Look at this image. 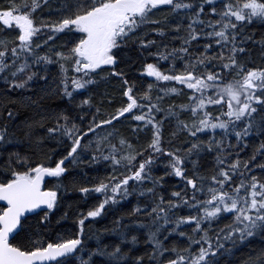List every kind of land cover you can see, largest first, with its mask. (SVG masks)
I'll return each instance as SVG.
<instances>
[{
    "label": "snow or ice",
    "instance_id": "snow-or-ice-1",
    "mask_svg": "<svg viewBox=\"0 0 264 264\" xmlns=\"http://www.w3.org/2000/svg\"><path fill=\"white\" fill-rule=\"evenodd\" d=\"M45 9L47 16L37 18L38 10ZM257 21L264 23V0H8L0 6V29L16 33L14 39L0 36V157L8 153L0 163V264H222L221 257L239 246L258 237L264 243V66L250 67L255 61L248 47L249 41L258 45L264 61V35L255 40L247 31ZM170 32L177 34L173 38L181 41L179 47L152 38ZM57 34L70 40L56 46ZM201 39L206 41L202 46ZM193 42L202 50L190 51ZM129 43L142 56L156 58L142 65L143 73L155 79L141 91H134L135 82L120 67L121 51ZM160 61H169L168 68H161ZM53 64L58 72L50 79L48 66ZM109 77L122 81L127 102L100 118L102 109L91 94L78 102L75 97ZM161 81L181 87L160 88ZM171 94L186 95L187 102L165 105ZM46 97L75 103L80 123L66 107L42 105ZM19 106L32 109L23 121H17ZM181 113L187 118L181 119ZM125 114L141 122L137 129L151 132L145 147L137 149L119 135L113 121ZM169 118L176 121L172 136L188 137L186 147L165 146L162 129ZM37 128L44 135H35ZM64 138L70 144L57 153ZM250 139L259 142L242 158ZM26 141L37 159L8 152L10 145ZM45 141L55 146L45 151ZM208 154L214 163L204 169ZM161 157L166 158L165 171L154 176ZM66 161L74 167L101 161L109 165L107 176L91 188H79L85 196L95 192L103 199L78 213L75 232L37 239L30 221L39 218L35 223L45 228L51 223L58 193L65 188ZM169 175L180 178L183 187L166 198L158 189ZM46 178L55 183L46 186ZM134 193L147 194L151 202L138 203L126 216L145 219L124 223L120 216L111 228L86 233V221ZM185 207L188 214H179ZM106 236L115 239L105 242ZM173 236L186 244H166ZM140 245L145 246L142 252ZM245 264H264V248Z\"/></svg>",
    "mask_w": 264,
    "mask_h": 264
},
{
    "label": "trees",
    "instance_id": "trees-1",
    "mask_svg": "<svg viewBox=\"0 0 264 264\" xmlns=\"http://www.w3.org/2000/svg\"><path fill=\"white\" fill-rule=\"evenodd\" d=\"M16 3H20L21 0H15ZM8 5V0H0V6L6 7ZM48 10L45 9L43 13H40L39 10L37 12V18L40 17V15L47 16ZM157 15H160L159 13ZM215 17H213L214 19ZM172 18L170 17V20ZM185 24H187V19H185ZM247 31L253 34V37L255 40H259L262 35H264V23H261L259 21L254 22L252 25H249L247 28ZM183 32V29H181V33ZM16 33L11 30L6 29H0V36H6L10 39L15 38ZM177 34L175 32H170L169 35H166L165 37L161 38L158 36H155L153 34L152 38L157 39L158 41H162L163 43H166L169 45V47H179L181 41L176 38L174 39ZM43 38L46 39V36ZM70 38H67V36L63 34H57L55 39V45L59 46L61 44L66 43ZM52 41H49V45H52ZM206 41L204 39H201L199 41V44L202 46ZM248 47L252 49L253 52V60L255 61L254 65L251 66H257L261 67L264 66V61H261L259 53L260 48L258 45H253L252 41H249ZM48 48V45L42 49V51H46ZM201 47H197V42H193V47L190 49V51H201ZM155 51V48L153 49ZM121 55L124 58V63L120 65L121 69L125 72L126 76L128 77L130 83L135 82V90L134 91H141L143 90L147 83H153L155 78L153 77H147L146 74L143 73L142 65L145 62H155L156 58L152 56H147L144 54L142 56L139 48L137 45L129 43L126 47H124L121 51ZM177 67H180L181 62L177 61ZM159 66L163 69L168 68L169 61H160ZM49 78H53L57 75L58 72V65H49ZM172 86H178L175 82H166L162 83L159 82V87H172ZM2 87V86H0ZM81 95H77L75 97L76 102L79 100L85 98L89 94L92 95L94 103L99 105V107L102 109L100 113V118H107L105 113H112L117 108L123 106L127 102V98L122 95L123 92V85L122 81L119 78L115 77H109L106 80L100 81L96 85H90L87 90H79ZM160 95H163V93H159ZM102 101V102H101ZM175 102L176 104L180 103H186L187 97L186 95H176L171 94L169 96H165L164 98V104L167 105L169 103ZM45 107H50L52 109H58L61 107H66L68 110V114L73 117V119L76 120V123H80V120L77 119V115L81 112V109L76 108L75 103L69 105L68 101L61 100L56 97L51 98H45L41 100L40 102ZM18 111L21 113L20 116L17 117V121H23L25 116L32 114V109H29L24 106H19ZM84 111H88L87 108L84 109ZM95 112V108L91 109L89 114L85 116V122L90 118V115ZM38 118V117H37ZM181 119H186L187 116L185 113H181ZM141 122L135 121L132 119V117L129 114H125L124 117H120L119 121H113V125L116 129H118L119 135H122L124 138H126L128 141H130L137 149H140L141 147H145L147 143L149 142L151 138V132L147 128H139L137 129L135 126L140 124ZM175 118H169L164 121L163 129H162V135L164 137V143L166 147L169 148H176L181 146H187L185 144V141L188 139L186 134L178 133L175 137L172 136V133L176 131L175 128ZM105 131H111V126H103ZM99 131V130H98ZM103 134V132H101ZM22 135V133H21ZM35 135H44V130L37 128ZM91 135V134H89ZM168 141H171V144L168 143ZM112 142L117 145L119 148L120 145L118 143V137H113ZM257 139H250L249 145L247 148H245L243 151L240 152V156L243 158L247 155H249L252 152L253 147L258 144ZM233 143H235V140L233 138ZM28 142L26 141L24 144L13 147H8V152L11 151H19L22 155L27 154L33 156V159H37L38 157L33 155L32 151L28 149L27 146ZM64 146L57 148V153L64 152L67 145L70 144V141L67 138H64L63 141ZM55 145L52 144L49 141L44 142V150L47 151L48 148L54 147ZM8 153L5 152L3 157H0V163L7 160ZM147 155V153H145ZM259 159V157H257ZM58 159V155H52V160ZM139 159V157H138ZM213 155L208 154L204 157L203 161V168L209 169L213 165ZM165 164H166V158L161 157L160 160L157 162V164L153 167V174L154 176H160L163 175L165 171ZM66 165L68 166V171L64 174L63 177V184L65 185V188L62 189L58 196L60 197L59 201V207L57 210H54V214L51 216V223L48 224V226L45 228L40 224H36L35 221L39 218H33L30 222L34 226V230L37 233L36 238L37 239H48L49 235L53 232H75L76 231V218L79 212H85L95 204H97L100 200L103 199L102 194L100 193H91L90 195L85 196V194L81 193L79 191L80 187H90L94 184H96L99 179L104 178L111 172V168L109 165L103 161H101L98 164H80L78 166H72L66 162ZM187 167L191 169V164H188ZM123 171V169H121ZM258 171V170H257ZM55 183L54 180L48 178L46 181V186H52ZM131 183V182H130ZM146 186H151L150 183H148ZM183 187V183L180 178H177L175 176L169 175L164 177V186L158 191L163 192L165 194V197L167 198L169 194L172 191H179ZM202 198V197H201ZM150 198L147 194L144 196L139 195V193H134L133 195L127 197L123 201H121L119 204L108 207L106 206V212L102 214L101 217L95 218L94 221H86V233L91 236L93 233H96L97 231H103L105 228H111L113 226V222L117 220L120 216H125L124 223H127L129 219L135 220V219H145L143 216H133V217H127L126 214L131 211L133 207H135L138 203L140 205L149 204ZM190 210L188 208H182L179 210V214L186 215L188 214ZM67 212V217H64V213ZM105 242H108L109 240L115 239L113 236H106ZM143 239V237H142ZM177 240L178 244L180 246H184L186 244V241L183 238H177L175 236L170 237L168 241H165L166 244H169L171 241ZM87 244L90 247L95 246L94 240L87 241ZM198 247L194 246L193 251ZM145 248L144 245H140L137 249L138 251H143ZM262 248H264V243H262L261 239L258 237L254 239L251 244L241 245L237 250H235L232 254H230L227 257H221L222 264H245V261H247L248 257L250 255H255V253L259 252ZM168 255V254H166ZM87 254L85 253V258ZM69 264H78V262L75 261H69Z\"/></svg>",
    "mask_w": 264,
    "mask_h": 264
},
{
    "label": "flooded vegetation",
    "instance_id": "flooded-vegetation-1",
    "mask_svg": "<svg viewBox=\"0 0 264 264\" xmlns=\"http://www.w3.org/2000/svg\"><path fill=\"white\" fill-rule=\"evenodd\" d=\"M67 38H70L69 36H67ZM69 41V40H68ZM154 80V79H153ZM162 83H166V82H164V81H161Z\"/></svg>",
    "mask_w": 264,
    "mask_h": 264
},
{
    "label": "water",
    "instance_id": "water-1",
    "mask_svg": "<svg viewBox=\"0 0 264 264\" xmlns=\"http://www.w3.org/2000/svg\"><path fill=\"white\" fill-rule=\"evenodd\" d=\"M67 162V161H66ZM48 178H46V180H47ZM0 203H2V202H0Z\"/></svg>",
    "mask_w": 264,
    "mask_h": 264
}]
</instances>
